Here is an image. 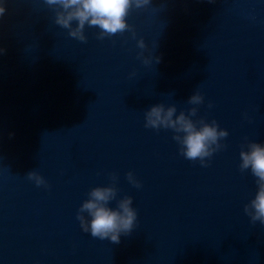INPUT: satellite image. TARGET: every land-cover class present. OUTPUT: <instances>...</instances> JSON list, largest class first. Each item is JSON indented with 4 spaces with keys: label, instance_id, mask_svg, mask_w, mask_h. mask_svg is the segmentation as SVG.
I'll list each match as a JSON object with an SVG mask.
<instances>
[{
    "label": "clouds",
    "instance_id": "9594fccd",
    "mask_svg": "<svg viewBox=\"0 0 264 264\" xmlns=\"http://www.w3.org/2000/svg\"><path fill=\"white\" fill-rule=\"evenodd\" d=\"M44 2L56 9L57 25L67 29L72 38L86 42L87 37L84 33L86 25L100 29L98 39L132 31L126 20L130 9L143 8L149 5L151 0H44ZM5 12V4L0 3V17H3ZM137 45L140 49L146 48L143 39H140ZM4 51L0 48V53ZM159 60V57H155L156 63H159ZM150 62V58L144 59V63ZM188 103L200 105L203 103V96L197 92L190 96ZM209 107L212 105L209 104ZM197 112L198 109L192 107L187 115L184 111L177 115V108L174 105L165 107L159 103L145 112V127L171 129L175 133L173 139L180 145L181 154L188 160H199L202 166H207L206 158H210L223 147L220 140L227 137L228 132L220 129L214 120L207 123L203 118L198 121L191 119ZM240 159V170L250 169L252 175L257 178L256 195L245 205L244 211L253 223L259 221L264 224V144L249 142L247 150H241ZM27 176L37 186L46 185L44 178L35 171H30ZM111 179L115 182L116 175L112 174ZM127 179L135 187H141L133 173L129 172ZM117 192L114 183L109 186H97L90 190L89 198L81 204L77 219L83 230L90 232L92 237L119 243L120 235L130 233L136 225L137 211L132 206L131 196L117 200L115 208L110 207V203L117 198Z\"/></svg>",
    "mask_w": 264,
    "mask_h": 264
}]
</instances>
